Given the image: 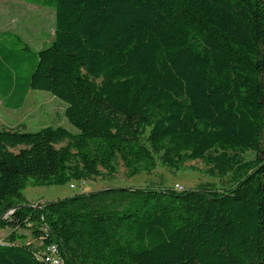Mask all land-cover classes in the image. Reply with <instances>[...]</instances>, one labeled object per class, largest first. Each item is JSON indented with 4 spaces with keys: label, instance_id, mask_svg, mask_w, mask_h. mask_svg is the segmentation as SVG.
I'll return each mask as SVG.
<instances>
[{
    "label": "trees",
    "instance_id": "trees-1",
    "mask_svg": "<svg viewBox=\"0 0 264 264\" xmlns=\"http://www.w3.org/2000/svg\"><path fill=\"white\" fill-rule=\"evenodd\" d=\"M19 1L53 10L55 31L36 53L0 34L4 106L67 90L82 118L76 133L0 130V264H45L51 246L64 264H264V0ZM191 161L231 186L23 202L28 184Z\"/></svg>",
    "mask_w": 264,
    "mask_h": 264
},
{
    "label": "rangeland",
    "instance_id": "rangeland-1",
    "mask_svg": "<svg viewBox=\"0 0 264 264\" xmlns=\"http://www.w3.org/2000/svg\"><path fill=\"white\" fill-rule=\"evenodd\" d=\"M55 15L53 10L24 3L19 0H0V34L18 37L28 45L32 52L49 45L54 36ZM45 67L41 69L42 74ZM26 75V72H25ZM70 93H52L49 90H32L25 99L24 106L17 112L2 109L0 104V130L25 129L35 132L47 126H61L72 133L78 131L81 121L80 113L72 110V105L66 99ZM84 98L92 101L81 94ZM71 98V97H70ZM69 109V110H68ZM113 177L95 178L86 182H69L64 185L34 187L30 184L22 191L23 202L29 206L51 203L78 194H89L105 189L129 188H174L181 186L183 190H195L208 186L217 190L228 189L231 186L228 177L217 178L206 174L207 168L200 161L186 162L181 170L174 171L166 167H157L150 174L140 173L132 178L126 177V171L121 164L116 165ZM15 234L30 245L36 252L41 247L40 241L31 237L28 229L16 230ZM9 231H0V243L8 241ZM19 244V242H15Z\"/></svg>",
    "mask_w": 264,
    "mask_h": 264
},
{
    "label": "built area",
    "instance_id": "built-area-1",
    "mask_svg": "<svg viewBox=\"0 0 264 264\" xmlns=\"http://www.w3.org/2000/svg\"><path fill=\"white\" fill-rule=\"evenodd\" d=\"M173 189L177 192L183 191L181 186L178 185H175ZM37 257L45 264H64L55 246H51L45 249V251L37 253Z\"/></svg>",
    "mask_w": 264,
    "mask_h": 264
},
{
    "label": "crops",
    "instance_id": "crops-1",
    "mask_svg": "<svg viewBox=\"0 0 264 264\" xmlns=\"http://www.w3.org/2000/svg\"><path fill=\"white\" fill-rule=\"evenodd\" d=\"M30 91H31V89L28 91V94H29ZM28 94H27V95H28ZM25 99H26V98H25ZM4 102H7V101L4 100V99L2 98V95L0 94V104H1L2 109L7 110V111H11V112H17V111H19V110H21V109L23 108L24 103H25V100H24V102H23L22 107H21L20 109H17V110L6 108V107L4 106ZM2 129H6V130H14V129H8V128H2ZM17 129H20V128H17ZM20 130H21V129H20ZM24 130H25V129H24Z\"/></svg>",
    "mask_w": 264,
    "mask_h": 264
},
{
    "label": "water",
    "instance_id": "water-1",
    "mask_svg": "<svg viewBox=\"0 0 264 264\" xmlns=\"http://www.w3.org/2000/svg\"><path fill=\"white\" fill-rule=\"evenodd\" d=\"M29 207H34V206H29Z\"/></svg>",
    "mask_w": 264,
    "mask_h": 264
}]
</instances>
